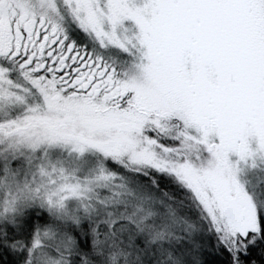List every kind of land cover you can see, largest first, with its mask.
Here are the masks:
<instances>
[{"label": "snow or ice", "instance_id": "snow-or-ice-1", "mask_svg": "<svg viewBox=\"0 0 264 264\" xmlns=\"http://www.w3.org/2000/svg\"><path fill=\"white\" fill-rule=\"evenodd\" d=\"M0 264H264V0H0Z\"/></svg>", "mask_w": 264, "mask_h": 264}]
</instances>
